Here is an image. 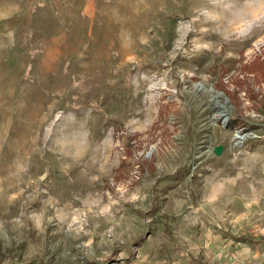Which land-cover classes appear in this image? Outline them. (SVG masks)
Masks as SVG:
<instances>
[{"label":"rangeland","instance_id":"obj_1","mask_svg":"<svg viewBox=\"0 0 264 264\" xmlns=\"http://www.w3.org/2000/svg\"><path fill=\"white\" fill-rule=\"evenodd\" d=\"M220 243L264 255V0H0V264Z\"/></svg>","mask_w":264,"mask_h":264},{"label":"crops","instance_id":"obj_2","mask_svg":"<svg viewBox=\"0 0 264 264\" xmlns=\"http://www.w3.org/2000/svg\"><path fill=\"white\" fill-rule=\"evenodd\" d=\"M240 242H237V244H239ZM207 245L210 243H206ZM213 244V243H212ZM221 244V243H220ZM237 244H235V250L230 252L231 255H229L230 257H228V259L225 258L226 261H222V259L219 257L218 260H216V256L217 254H219L220 252H215L214 250H216L217 248H223L224 246L226 247V244H221V246H216L214 247V249H210L207 251L206 249V255L209 257V260H207L208 264H264V255L262 254V260H255L252 259V257L254 256V248L255 245H251V244H240L237 246ZM215 258V260H214ZM213 259V260H212ZM213 261H216L215 263H213Z\"/></svg>","mask_w":264,"mask_h":264},{"label":"built area","instance_id":"obj_3","mask_svg":"<svg viewBox=\"0 0 264 264\" xmlns=\"http://www.w3.org/2000/svg\"><path fill=\"white\" fill-rule=\"evenodd\" d=\"M222 115L223 114L221 113L220 117H223ZM225 121H227V118L222 119V122H225ZM255 136H257L255 131H253L252 129L248 130L247 127L244 126V127H239L238 129L235 130L233 140H235L236 147H242L243 145L246 144V142L249 141V139L254 138Z\"/></svg>","mask_w":264,"mask_h":264},{"label":"water","instance_id":"obj_4","mask_svg":"<svg viewBox=\"0 0 264 264\" xmlns=\"http://www.w3.org/2000/svg\"><path fill=\"white\" fill-rule=\"evenodd\" d=\"M224 151V144L220 143V144H217L214 148V152L217 154V155H221Z\"/></svg>","mask_w":264,"mask_h":264},{"label":"bare ground","instance_id":"obj_5","mask_svg":"<svg viewBox=\"0 0 264 264\" xmlns=\"http://www.w3.org/2000/svg\"><path fill=\"white\" fill-rule=\"evenodd\" d=\"M225 113V112H224Z\"/></svg>","mask_w":264,"mask_h":264}]
</instances>
